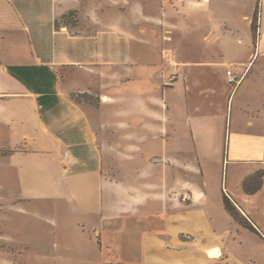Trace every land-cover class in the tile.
Listing matches in <instances>:
<instances>
[{"label": "crops", "instance_id": "obj_1", "mask_svg": "<svg viewBox=\"0 0 264 264\" xmlns=\"http://www.w3.org/2000/svg\"><path fill=\"white\" fill-rule=\"evenodd\" d=\"M258 1L243 17L251 42ZM239 6L238 0H0L2 198L62 203L74 236L90 228L110 250L119 229L162 248L171 242L147 233L165 226L170 241L181 244L182 232L208 230L198 219L202 210L197 217L182 212L184 183L192 197L187 207L216 205L205 186L184 179L183 172L204 177L220 151L228 157L219 158L226 179L218 205L225 210V194L264 239V226L252 218L264 214V179L253 194L243 187L258 171L264 174V99L257 106L236 103L254 57L264 54L262 45L249 56L245 79L219 115L213 89L202 90L199 100L192 97L191 73L201 63L180 61L178 45L188 18L209 23L208 40L229 41L237 32L230 9ZM72 13V22L62 21ZM155 42L161 58H170L157 73L144 51ZM212 67L222 65L206 68ZM83 94L94 95L95 104L76 99ZM183 150L193 157L183 158ZM150 203L160 209L149 213ZM69 209L81 217L75 228ZM11 261L0 252V264Z\"/></svg>", "mask_w": 264, "mask_h": 264}, {"label": "rangeland", "instance_id": "obj_2", "mask_svg": "<svg viewBox=\"0 0 264 264\" xmlns=\"http://www.w3.org/2000/svg\"><path fill=\"white\" fill-rule=\"evenodd\" d=\"M238 2L239 8L230 9L237 32L235 36H231L232 39L229 41L216 42L214 38L208 40L209 23L189 18L183 24V31L178 41L182 51L180 61L192 63L189 65L194 66L201 63L200 67L193 69L191 73L195 78L193 83L196 84L192 90V97L199 100L202 90L213 89L215 94L212 95V102L216 104L215 113L217 115L227 95L234 89V86L227 81V70L232 67L236 75H241L252 61L249 56L254 54L255 48L258 49L261 44L264 52V27L262 31L257 32L255 38L253 36L251 42L248 25L243 18L245 14L250 13L252 0H238ZM227 8L229 9V6ZM260 14L259 23L261 25L264 20V4L262 6L259 0L254 16L259 17ZM69 21H73L72 16ZM240 37L248 41L239 42ZM144 49L147 54L149 52L150 56L146 59H151L154 63V73L160 71L162 61L164 64L170 61L169 57L161 58L158 42H155L154 47H144ZM257 58L258 55L254 57L248 69L247 83L239 93L236 103L240 101L243 105L257 106L264 99V54L258 61H256ZM255 62L256 65L253 68ZM208 64L222 65V67L206 68L210 66ZM153 81L155 82V79ZM84 95L83 101L95 104L94 95ZM240 124L243 125V120ZM181 141L183 145L188 144L187 136L182 135ZM219 144V138H217V147ZM183 152V158L193 157V154L188 151L183 150ZM220 154L228 157V154L215 152L211 168L205 170L204 177L183 172L184 179H191L199 185H204L216 205L214 207L210 204L187 207L192 197L184 183L183 193L179 197L183 203L182 212L197 217L196 215L202 210L204 214L198 215V219L208 230L197 231L193 228L188 232H182L178 238L181 244H174L170 241L171 237L163 230L165 226L161 230H152L147 233V238L158 236L168 243L171 242L162 248L155 246L148 239L145 244H141L137 238L132 240L131 233L119 229L113 237L114 250H110L105 248L101 235L93 233L90 228H86L84 234L74 236L67 229L69 225L64 220L62 203L9 202L5 201L0 194V252L11 258V264L15 263L14 258H22L18 260L21 264H264V239L261 235L253 231H244L242 228H246L231 216L229 217V214L218 205L224 175L219 160ZM224 178L226 179V172ZM263 179L264 174L258 171L253 179L248 178L245 182L248 188L254 190L261 185ZM159 209L158 204L150 203L146 210L153 213ZM79 218L81 217L77 210L69 209L67 219L72 221L74 228ZM252 218L258 220L260 226H264L263 211L254 212ZM169 219L170 215L163 217L162 220L165 223L162 224H167ZM149 223L151 225V221ZM30 225L33 226L32 231L26 232ZM182 226L192 228L193 225L184 222ZM27 237L31 238L32 242ZM211 245L213 247L208 249ZM117 255L120 257L118 258ZM157 259H161L160 262Z\"/></svg>", "mask_w": 264, "mask_h": 264}, {"label": "trees", "instance_id": "obj_3", "mask_svg": "<svg viewBox=\"0 0 264 264\" xmlns=\"http://www.w3.org/2000/svg\"><path fill=\"white\" fill-rule=\"evenodd\" d=\"M73 15L74 14L72 13V14H70L68 16H64L62 18V21L67 22L68 20H70V17L71 16L73 17ZM259 20L260 19H259V17H257V15L254 16L253 22H252V25H251V29H252V33H253L254 38L256 37V34H257V32H259L260 27H261V25L259 23ZM84 97H85V95L83 94V95H80V96L76 97V99L79 100V101H81V100L83 101V98ZM250 178L253 179L254 176H252ZM243 187H244V190H245V192L247 194H253V193H255L259 189L260 186L258 188H256V189H254V190H251L250 188L247 187L246 182H244ZM223 204H224V208H225L226 212L235 221L239 222L242 226H244L248 230L253 231V232L259 234L258 231H257V229L254 227V225L245 216H243L238 211V209L234 206L233 202L225 194L223 196Z\"/></svg>", "mask_w": 264, "mask_h": 264}, {"label": "built area", "instance_id": "obj_4", "mask_svg": "<svg viewBox=\"0 0 264 264\" xmlns=\"http://www.w3.org/2000/svg\"><path fill=\"white\" fill-rule=\"evenodd\" d=\"M259 19L261 20V14L259 15ZM246 75L247 72H244L241 75H236L232 70V67L227 70V80L230 84L234 86L235 89L242 83Z\"/></svg>", "mask_w": 264, "mask_h": 264}]
</instances>
